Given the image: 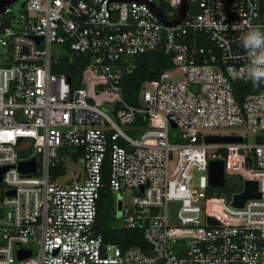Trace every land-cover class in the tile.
Masks as SVG:
<instances>
[{
	"label": "built area",
	"instance_id": "built-area-1",
	"mask_svg": "<svg viewBox=\"0 0 264 264\" xmlns=\"http://www.w3.org/2000/svg\"><path fill=\"white\" fill-rule=\"evenodd\" d=\"M20 1L0 15V264H264V142L205 134L264 133V90L242 102L234 92L252 81L242 36L264 32V0H188L177 26L152 5L172 21L183 0H24L15 11ZM68 50L70 62L87 61L80 88L52 70ZM156 51L173 66L147 81L132 106L122 80ZM176 70L182 80L172 79ZM34 158L36 172L23 173L20 163ZM80 160L82 171L66 179ZM214 161L224 162L231 194L210 185ZM62 163L66 174L57 177ZM105 167L115 198L130 193L115 214L119 227L142 232L148 250L98 234ZM248 181L261 197L237 207ZM20 251L31 255L20 259Z\"/></svg>",
	"mask_w": 264,
	"mask_h": 264
},
{
	"label": "trees",
	"instance_id": "trees-1",
	"mask_svg": "<svg viewBox=\"0 0 264 264\" xmlns=\"http://www.w3.org/2000/svg\"><path fill=\"white\" fill-rule=\"evenodd\" d=\"M72 52L67 51L66 55L61 59V64L53 67L54 73L66 74L72 80L73 88L82 87V74L86 68L87 61L83 57H74L70 62ZM171 56L163 51L146 53L137 58L136 69L132 74L126 76L121 83L123 88L125 101L132 106H140L139 94L143 85L147 81L159 79L161 74L172 68ZM234 92L239 102H242L245 96L254 92V83L252 81H242L234 85ZM137 125H142L139 120ZM104 176V187L100 193L98 202L97 215V232L101 234L106 242L119 245L126 250L132 247H140L144 250L149 249L147 241L144 239L142 232L137 230H128L120 228L116 225L115 209L116 198L109 187L108 168ZM55 176H64L66 174V166L62 163L57 169L52 170ZM234 187H226V189H218L219 194H231Z\"/></svg>",
	"mask_w": 264,
	"mask_h": 264
},
{
	"label": "water",
	"instance_id": "water-1",
	"mask_svg": "<svg viewBox=\"0 0 264 264\" xmlns=\"http://www.w3.org/2000/svg\"><path fill=\"white\" fill-rule=\"evenodd\" d=\"M18 0H0V15L11 5H13ZM121 1V0H118ZM141 1V0H139ZM152 9L156 12L161 21L168 26H177L180 25L187 16L189 10L188 0H183L180 14L177 18L172 21H169L162 11L159 8H156L155 5H152ZM70 81V79H69ZM257 88L259 90H264V81L256 82ZM176 128V125H173ZM208 143H238L242 142L241 137H219V136H208L206 138ZM6 169H0V183L2 182L3 175ZM20 170L23 173H35L36 172V159H32L30 162H21ZM209 183L211 186L223 188L225 186V172H224V162L223 161H214L210 165L209 173ZM10 194H14L11 192ZM261 195L258 191V184L256 182L248 181L245 183V190L243 193L235 197L234 205L237 207H243L244 203L251 198H260ZM213 222V220H211ZM20 259L27 258L31 255L30 252H19Z\"/></svg>",
	"mask_w": 264,
	"mask_h": 264
},
{
	"label": "rangeland",
	"instance_id": "rangeland-1",
	"mask_svg": "<svg viewBox=\"0 0 264 264\" xmlns=\"http://www.w3.org/2000/svg\"><path fill=\"white\" fill-rule=\"evenodd\" d=\"M22 2H24V0H21L18 4H16L14 6V10L15 11H18L19 8L21 7V4ZM53 53H54V56H57L59 54V49H54L53 50ZM172 79L173 80H176V81H179V80H182L183 79V72L181 70H176V71H173L172 72ZM254 92H258V88L257 86L254 85ZM158 125L161 127L162 126V122L161 121H157ZM179 133L180 131L179 130H174L173 133H172V136H173V141H176L178 136H179ZM247 134L248 136V142L251 143V144H255L257 143L258 141L259 142H264V133H257V134H254L252 132H248L246 131L245 128L243 127H231V128H222V129H211L209 131H206L205 134H213V135H230V134ZM129 135H131L132 137L134 138H138L139 135L138 134H132V133H129ZM79 171H82V161H78L77 164H72V163H69L68 164V176L66 179H70L71 176L74 174V172H79ZM195 177H198V174L195 173ZM63 181V180H61ZM2 186H0V189H1ZM223 189H226L225 187H223ZM121 194L116 200V209H115V212L116 214H118L119 216H122L123 215V207L125 205V203L127 202V200L129 199L130 197V193L129 192H126V199L125 200H121ZM121 221L119 220H116V225H121Z\"/></svg>",
	"mask_w": 264,
	"mask_h": 264
},
{
	"label": "clouds",
	"instance_id": "clouds-1",
	"mask_svg": "<svg viewBox=\"0 0 264 264\" xmlns=\"http://www.w3.org/2000/svg\"><path fill=\"white\" fill-rule=\"evenodd\" d=\"M242 44L251 55V63L247 67L249 79L264 81V32L253 29L244 33Z\"/></svg>",
	"mask_w": 264,
	"mask_h": 264
}]
</instances>
